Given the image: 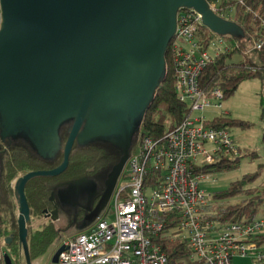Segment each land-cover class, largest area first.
Here are the masks:
<instances>
[{"label":"water","instance_id":"1","mask_svg":"<svg viewBox=\"0 0 264 264\" xmlns=\"http://www.w3.org/2000/svg\"><path fill=\"white\" fill-rule=\"evenodd\" d=\"M0 9V143L21 145L48 164L63 154L57 167L29 172L14 185L18 243L30 264L27 183L63 174L74 147H107L116 161L102 185L88 176L59 182L43 211L55 231L68 226L64 208L83 212L77 233L99 219L165 79L180 10L197 13L219 37L241 39L244 31L206 0H0Z\"/></svg>","mask_w":264,"mask_h":264},{"label":"built area","instance_id":"2","mask_svg":"<svg viewBox=\"0 0 264 264\" xmlns=\"http://www.w3.org/2000/svg\"><path fill=\"white\" fill-rule=\"evenodd\" d=\"M239 4L244 5L243 0ZM208 5L226 20L232 14L231 6L220 8L216 2ZM245 11L252 10L246 7ZM1 21L0 9V27ZM201 27L197 13L180 10L175 37L168 46L175 92L178 100L188 105V117L162 138L142 139L119 178L127 180L128 185L119 187L117 183L99 219L62 241L56 264H168L161 239L186 242L194 264H233L236 256H249L254 264H264V254L259 251L263 247L264 220L223 225L208 220L202 212L211 195L200 188L205 175L197 168L236 157L239 150L228 130L207 126L204 116L192 117L194 112L222 110L224 100L219 88L206 95L198 79L212 59L210 48L217 56L228 49V44L216 35L217 39L201 40ZM260 27L264 32V20ZM263 45L264 40L253 41L248 54ZM19 177L10 183L11 189ZM147 189L151 191L148 197ZM109 215L110 222L106 220ZM45 223L46 219H37L30 228L36 230ZM4 257L0 249V264H7Z\"/></svg>","mask_w":264,"mask_h":264},{"label":"trees","instance_id":"3","mask_svg":"<svg viewBox=\"0 0 264 264\" xmlns=\"http://www.w3.org/2000/svg\"><path fill=\"white\" fill-rule=\"evenodd\" d=\"M208 4L219 3L220 8L233 7V18H228L238 24L244 31V37L235 39L228 37V49L213 57L202 71L198 85L200 89L209 95L215 88L222 90L224 99L232 96L239 85L246 80L259 79L264 83V45L257 51L259 64H256L247 52L245 41L264 40V32L260 27V21L264 20V0H206ZM251 8L246 12L245 8ZM221 18L227 19L221 13ZM201 40L215 37L210 31L201 27L199 33ZM239 54L241 59L232 61ZM166 76L154 95L153 103L146 112L140 126L137 141L132 149L134 153L144 137L162 138L168 132L179 126L189 115L187 104L178 100L174 87V70L171 65L169 48L166 53ZM264 116V104H262ZM237 119L226 116H218L207 122V126L228 130L230 127L245 126ZM65 138V134H64ZM0 159V236L10 238L12 244L8 247L9 253L18 260H24L23 251L18 243V228L16 224V205L13 189L10 183L19 176L32 171L50 170L62 162L63 154L53 163H44L35 158L21 145H1ZM116 161L111 149L103 146H92L84 149L73 148L67 169L56 178H35L30 180L25 187V196L30 207L31 217L28 224L27 244L30 259L42 252L46 242L55 235L54 226L47 222L39 230H32L33 221L43 218V211L51 207L49 202L53 185L58 182L70 181L80 177L93 175L98 171L108 168ZM240 158L219 159L212 165L197 168V172L208 174H221L237 169ZM153 173L149 175L151 177ZM245 179L231 183L226 190L211 194L207 205L203 207V215L210 221L219 224L243 223L247 224L257 219L260 207L263 205L264 190L262 196L259 191L245 189ZM243 196L244 199L230 203L229 201ZM264 241V240H263ZM262 241V242H263ZM161 248L168 259V264H194L191 260L190 246L180 240L161 239Z\"/></svg>","mask_w":264,"mask_h":264},{"label":"rangeland","instance_id":"4","mask_svg":"<svg viewBox=\"0 0 264 264\" xmlns=\"http://www.w3.org/2000/svg\"><path fill=\"white\" fill-rule=\"evenodd\" d=\"M233 18V14L230 15ZM219 37V36H218ZM217 39L216 37H213ZM228 44V37H219ZM247 49L253 46L252 41H245ZM209 55L215 57L213 48H210ZM249 56L256 64H259L256 52L249 53ZM241 55L236 54L232 61H238ZM264 104V83L259 79H250L243 81L235 93L224 99L222 102V110H208L203 112H194L192 117L204 116L208 121L228 112V118L243 121L245 126L230 127L228 132L234 145L239 152L236 156L240 158L237 169L226 173L208 174L199 182V186L207 194H213L226 190L228 186L236 181L245 179V189H253L259 191L262 196L264 190V116L262 110ZM128 185L127 180L121 178L118 181L119 187ZM145 195H151L150 189L145 190ZM243 196H239L230 200V203H236L243 200ZM264 200V197H263ZM17 213V212H16ZM112 217L109 215L106 220L110 222ZM257 219L264 220V203L260 207ZM78 234L77 231L70 227H62L59 231H55V235L46 242L42 252L30 259V264H56L53 257L60 249L62 241L67 237ZM0 249L5 253L4 262L7 264H25V260L19 258L16 260L8 251L3 238L0 236ZM264 254V246L259 249ZM233 264H254V261L248 256L240 258L236 256L232 260Z\"/></svg>","mask_w":264,"mask_h":264},{"label":"flooded vegetation","instance_id":"5","mask_svg":"<svg viewBox=\"0 0 264 264\" xmlns=\"http://www.w3.org/2000/svg\"><path fill=\"white\" fill-rule=\"evenodd\" d=\"M109 168V167H108ZM108 168H105V169H102V170H100V171H98L97 173H95V174H93V175H88V177H92V179L94 180V182L98 185V186H101L102 185V181H103V179H104V175H105V173H106V171H107V169ZM59 183V182H58ZM57 184V183H56ZM51 193V192H50ZM63 214H64V218H65V220L68 222V228H70V227H73L74 228V224H76V223H78V221H80V219H82V217H83V212L81 211V212H75L73 209H68V208H64V210H63ZM6 239H10V238H4L3 240H4V243H5V240ZM13 242H12V240H11V243H10V245H6V243H5V245L7 246V248L8 247H10L11 246V244H12Z\"/></svg>","mask_w":264,"mask_h":264},{"label":"crops","instance_id":"6","mask_svg":"<svg viewBox=\"0 0 264 264\" xmlns=\"http://www.w3.org/2000/svg\"><path fill=\"white\" fill-rule=\"evenodd\" d=\"M221 111V110H220ZM229 114H228V112H225V113H221V115L220 116H228ZM43 227V226H42ZM42 227H40V228H38V229H36V230H39V229H41ZM33 230V229H32ZM263 246H264V241H263Z\"/></svg>","mask_w":264,"mask_h":264}]
</instances>
